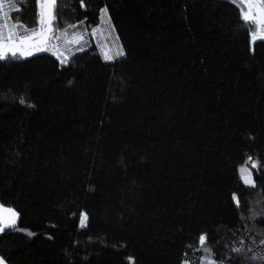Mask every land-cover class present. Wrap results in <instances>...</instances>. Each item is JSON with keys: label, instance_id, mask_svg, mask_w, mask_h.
Masks as SVG:
<instances>
[{"label": "trees", "instance_id": "trees-1", "mask_svg": "<svg viewBox=\"0 0 264 264\" xmlns=\"http://www.w3.org/2000/svg\"><path fill=\"white\" fill-rule=\"evenodd\" d=\"M12 1L11 21L37 27L35 0ZM105 8L113 61L91 38ZM54 15L52 36L86 33L67 62L0 59V201L26 230L0 234V256L206 264L203 234L216 264H264V39L238 2L57 0Z\"/></svg>", "mask_w": 264, "mask_h": 264}, {"label": "snow or ice", "instance_id": "snow-or-ice-1", "mask_svg": "<svg viewBox=\"0 0 264 264\" xmlns=\"http://www.w3.org/2000/svg\"><path fill=\"white\" fill-rule=\"evenodd\" d=\"M35 2L39 5V11L36 14L37 18L34 21L37 27L28 29L22 24H14L11 28H9L6 23L8 13L3 12L4 0H0V19L5 21V23H0V59H5L9 56L15 57L17 53H21L25 56H31L36 53L51 50L46 47V44L49 40V34L53 30V21L56 19L54 10L57 5V0H35ZM80 2L81 5H83V0H80ZM245 7L247 8V11H244ZM15 10L19 11L18 8ZM240 11L242 20L252 23L255 26L256 31L250 33L251 40L254 42L256 39H264V0H240ZM106 12V8L102 10V14ZM68 27L76 28L78 25H69ZM18 28L23 29L25 34L18 35L16 32V29ZM73 35V40L69 41L67 39V29H65L59 36L54 37V39L60 40L61 37H63L65 45L70 43H79V41L83 39V37L78 33H74ZM123 55L124 52L122 46H118L117 50L111 55L108 51L104 53L106 60H111L114 57ZM67 59L68 58L65 57V62H67ZM249 163L252 168L258 167L257 162L253 161L251 157H248L245 165L241 166L238 170L239 177L245 185L255 187V182L251 178V171L247 166ZM233 199L237 204H239L237 197L234 196ZM19 216L20 214L15 210V208L0 203V234L4 233L6 230L26 231L25 229H19L17 227ZM85 220L86 214L81 219V226H84ZM28 234L34 235L31 232ZM206 238V235L203 234L198 237L199 245L203 251L207 253V255L201 259L202 261H207V264H216L215 259L212 258L211 249L204 247ZM261 244H264V240H261ZM242 250L243 249L241 248L234 249L236 252H241ZM252 259L264 260V256L252 257ZM0 264H2V258H0ZM185 264H187V262H185Z\"/></svg>", "mask_w": 264, "mask_h": 264}, {"label": "rangeland", "instance_id": "rangeland-1", "mask_svg": "<svg viewBox=\"0 0 264 264\" xmlns=\"http://www.w3.org/2000/svg\"><path fill=\"white\" fill-rule=\"evenodd\" d=\"M235 1H237L239 6H240V0H235ZM14 8L15 7H13V1L12 0H4L3 12L8 13V18H7L6 23H7L9 28H11L12 25H14V24H18V23H14L10 19V12ZM102 10H101V15H100V21L101 22L97 27H95L92 30L91 38L94 39V43L100 48V51L102 52V54L104 56V53L106 51H108L110 55L113 54L117 50V47L122 46V44H121L119 38L117 39L118 35H117L116 31L114 30V27L111 23V19H110V16L108 14V11L106 13L102 14ZM38 11H39V5H38ZM244 11H247L246 7L244 8ZM0 23H5V21L3 19H0ZM254 31H256L255 26H254V29L252 32H254ZM16 32L18 35H24L25 34L23 29H19V28L16 29ZM74 33L80 34L83 37V39H81L79 41V43H70L68 45H65L63 37H61L60 40H56V39H54V36H52V32H51L50 33L51 37H49V40L47 41V44H46V47H48L51 50L50 51H44V52L51 53L61 60H64L65 57H67V58L70 57V55L73 53V51L80 49L84 45V42L86 41V33L81 32V30L80 31L79 30H73L71 32H68L67 33V39L69 41L73 40V38H74L73 34ZM122 49L124 52L123 46H122ZM44 52H40V53H44ZM36 54H38V53H36ZM21 57H29V56H25V55L21 54ZM120 57H122V56L114 57L110 61H113L115 59H119ZM104 58H105V56H104ZM241 166H243V165H241ZM247 166L249 167V170L251 171L250 165H247ZM251 178L253 180L252 172H251ZM187 264H190V263H187Z\"/></svg>", "mask_w": 264, "mask_h": 264}, {"label": "crops", "instance_id": "crops-1", "mask_svg": "<svg viewBox=\"0 0 264 264\" xmlns=\"http://www.w3.org/2000/svg\"><path fill=\"white\" fill-rule=\"evenodd\" d=\"M0 203H1V201H0ZM0 258H2V257L0 256ZM2 264H8V263L2 258Z\"/></svg>", "mask_w": 264, "mask_h": 264}, {"label": "water", "instance_id": "water-1", "mask_svg": "<svg viewBox=\"0 0 264 264\" xmlns=\"http://www.w3.org/2000/svg\"><path fill=\"white\" fill-rule=\"evenodd\" d=\"M49 37H50V34H49Z\"/></svg>", "mask_w": 264, "mask_h": 264}]
</instances>
